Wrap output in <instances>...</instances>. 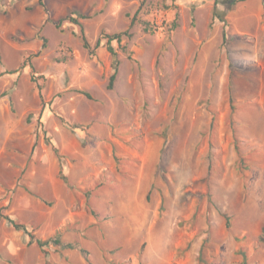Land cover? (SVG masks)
<instances>
[{
    "label": "rangeland",
    "instance_id": "1",
    "mask_svg": "<svg viewBox=\"0 0 264 264\" xmlns=\"http://www.w3.org/2000/svg\"><path fill=\"white\" fill-rule=\"evenodd\" d=\"M86 259L264 264V0H0V264Z\"/></svg>",
    "mask_w": 264,
    "mask_h": 264
},
{
    "label": "trees",
    "instance_id": "2",
    "mask_svg": "<svg viewBox=\"0 0 264 264\" xmlns=\"http://www.w3.org/2000/svg\"><path fill=\"white\" fill-rule=\"evenodd\" d=\"M245 0H238V2H244ZM172 6V5H171ZM166 9H168L169 7H165ZM70 14V17L69 16H66L64 19H61V20H65L66 18L69 20H71L72 22H75L78 27H79V39L82 43V46L85 48V49H89L90 50V45L89 43L87 42L86 40V37L84 35V27L83 25L77 20V19H73L71 16L72 15H76L77 18L79 19H82V20H85L87 19L88 17L82 13H79L77 11H74L72 10L71 12H69ZM141 25H142V30L143 32L145 33H149V34H152L154 32L157 31V26L156 25H153V24H150L149 22L147 21H140ZM178 14H175V17L173 18V20L167 24V32L169 33V35L171 33H173L177 28H178ZM105 36V39H106V49L107 51L112 55V56H116V53L113 49V47L111 46V42L112 41H115L117 43V45H120L123 37L125 38H130L131 37V34H129L127 31L125 32H122V33H118V34H112V35H104ZM123 49H125V47L123 46L122 47ZM91 52H93V50H91ZM64 60V59H63ZM115 76H116V68L114 69V72L113 74L109 77L108 79V84H107V89H111L112 86H113V83H114V80H115ZM80 94L84 95L87 99H91L90 95L86 92H83V91H79ZM231 110H233V107L231 106L230 107ZM59 176H60V179H62L63 181H65V177L64 175H62V173H59ZM8 222L10 224L13 225V227L16 229V230H23L24 232L27 233V230L26 228L23 226V225H17L15 224L12 220L8 219ZM37 246L42 248L43 245L42 243H40L39 241H37ZM87 260V263L88 264H91L88 259Z\"/></svg>",
    "mask_w": 264,
    "mask_h": 264
}]
</instances>
